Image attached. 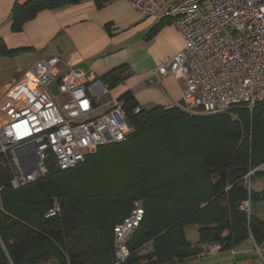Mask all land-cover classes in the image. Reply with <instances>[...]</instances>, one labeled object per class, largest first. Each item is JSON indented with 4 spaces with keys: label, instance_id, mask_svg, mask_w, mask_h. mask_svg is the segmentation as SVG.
I'll use <instances>...</instances> for the list:
<instances>
[{
    "label": "trees",
    "instance_id": "1",
    "mask_svg": "<svg viewBox=\"0 0 264 264\" xmlns=\"http://www.w3.org/2000/svg\"><path fill=\"white\" fill-rule=\"evenodd\" d=\"M82 1L16 2L11 28L20 30L41 10ZM93 1L101 7L112 0ZM7 53L0 41V54ZM121 98L130 126L126 139L98 147L70 169L57 168L50 157L44 175L13 188L0 153V264H115L113 227L136 205L142 220L119 264L183 261L176 249L233 250L250 238L264 243V219L241 208L244 201L264 202V189L244 182L264 163V104L215 114H189L175 105L134 112L132 96ZM263 175L256 170L252 177ZM55 202L58 213L44 217ZM186 225L197 226L194 246L185 238Z\"/></svg>",
    "mask_w": 264,
    "mask_h": 264
},
{
    "label": "built area",
    "instance_id": "2",
    "mask_svg": "<svg viewBox=\"0 0 264 264\" xmlns=\"http://www.w3.org/2000/svg\"><path fill=\"white\" fill-rule=\"evenodd\" d=\"M130 4L146 17L168 21L183 38L182 48L148 74L149 81H160L166 74L184 79L175 104L181 111H251L264 104V0H131ZM59 61L52 56L37 62L0 97V153L7 156L13 188L44 175L50 157L57 168L70 169L98 147L125 140L130 131L119 99L98 103L90 92L91 73L78 67L59 73ZM263 169L264 163L245 175L248 188V178ZM241 208L249 212V201ZM58 211L55 202L44 217ZM142 215L136 205L113 227L115 264L128 257L126 243ZM254 251L264 264V247L254 243Z\"/></svg>",
    "mask_w": 264,
    "mask_h": 264
},
{
    "label": "crops",
    "instance_id": "3",
    "mask_svg": "<svg viewBox=\"0 0 264 264\" xmlns=\"http://www.w3.org/2000/svg\"><path fill=\"white\" fill-rule=\"evenodd\" d=\"M24 1L0 0V41L9 52L0 54V97L34 64L57 56L59 73L71 67L91 73L90 92L98 103L117 98L123 104L121 97L126 92L142 109L180 101L185 87L182 77L166 74L160 81L148 80L151 70L183 46L180 32L168 21L142 15L131 0H112L101 7L85 0L41 10L13 31L12 7ZM118 66H124L118 77L102 81L105 73ZM262 177H254L251 185ZM214 246L218 250L217 245L206 247ZM239 258V264H248L246 256Z\"/></svg>",
    "mask_w": 264,
    "mask_h": 264
},
{
    "label": "rangeland",
    "instance_id": "4",
    "mask_svg": "<svg viewBox=\"0 0 264 264\" xmlns=\"http://www.w3.org/2000/svg\"><path fill=\"white\" fill-rule=\"evenodd\" d=\"M253 177L248 178V181L251 182ZM253 189L258 191L264 188V177L257 178L255 183L252 184ZM252 211H256V214L264 219V203H255L250 206ZM185 238L192 245H195L197 240V226L196 225H186L185 228ZM264 247V243L261 245ZM147 250L150 249V245L146 247ZM202 252L187 256L183 259V261H173L171 263H162V264H232L234 262L240 263V256H246V262L248 264H263L260 256L254 251V243L251 239H247L242 243L234 246L233 250L236 252V255L232 253L231 249L226 250H216L214 252H210L213 250L212 247L208 248L206 246H202ZM143 250L141 253H145Z\"/></svg>",
    "mask_w": 264,
    "mask_h": 264
},
{
    "label": "water",
    "instance_id": "5",
    "mask_svg": "<svg viewBox=\"0 0 264 264\" xmlns=\"http://www.w3.org/2000/svg\"><path fill=\"white\" fill-rule=\"evenodd\" d=\"M202 247L200 246H195V247H190V248H184V249H176L174 251L176 256H183V257H187V256H191V255H195L198 253L202 252Z\"/></svg>",
    "mask_w": 264,
    "mask_h": 264
}]
</instances>
